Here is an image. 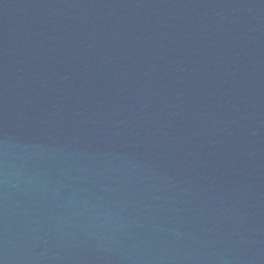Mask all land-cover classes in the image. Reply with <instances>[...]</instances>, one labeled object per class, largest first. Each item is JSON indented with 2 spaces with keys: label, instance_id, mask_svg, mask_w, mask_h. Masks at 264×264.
<instances>
[{
  "label": "water",
  "instance_id": "obj_1",
  "mask_svg": "<svg viewBox=\"0 0 264 264\" xmlns=\"http://www.w3.org/2000/svg\"><path fill=\"white\" fill-rule=\"evenodd\" d=\"M0 264H264V0H0Z\"/></svg>",
  "mask_w": 264,
  "mask_h": 264
}]
</instances>
